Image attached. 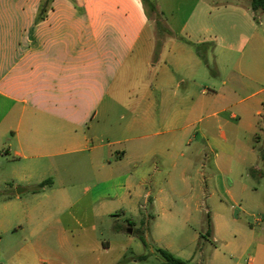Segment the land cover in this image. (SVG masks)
<instances>
[{
	"label": "crops",
	"instance_id": "crops-1",
	"mask_svg": "<svg viewBox=\"0 0 264 264\" xmlns=\"http://www.w3.org/2000/svg\"><path fill=\"white\" fill-rule=\"evenodd\" d=\"M165 1L156 5L172 34L154 28L144 0H49L45 9L46 0H0L1 176L53 173L73 160L113 183L126 205L144 194L142 207L155 208L175 204V178L189 193L202 188L190 168L209 151L219 156L207 138L210 117L262 142L264 8L251 0ZM198 45L217 64L212 83ZM189 216L187 207L182 221ZM31 249L47 250L33 242Z\"/></svg>",
	"mask_w": 264,
	"mask_h": 264
},
{
	"label": "rangeland",
	"instance_id": "rangeland-1",
	"mask_svg": "<svg viewBox=\"0 0 264 264\" xmlns=\"http://www.w3.org/2000/svg\"><path fill=\"white\" fill-rule=\"evenodd\" d=\"M148 1L158 4V0ZM165 4L177 7L180 3L166 0ZM147 8L155 28L156 15L148 4ZM209 63L205 69L212 83L217 78H211V70L216 71L217 64ZM209 120L214 126L207 138L217 141L219 156L209 151L206 158L195 159L191 182L198 181L200 190L189 193L188 186L174 179L172 205L142 207L144 194H133L132 205H126L113 183L99 181L89 166L73 160L53 173L37 169L29 178L13 180L0 175V264H160V248L184 264H264V157H259L264 150V130L258 131L259 143L244 130L237 136L236 128L217 116ZM231 145L233 154L227 150ZM196 150L194 143L189 154L196 156ZM46 179L51 182L39 186ZM229 184L231 194L226 192ZM19 187L23 190L18 198L9 199ZM187 197H191L190 205L184 203ZM73 201L75 205H68ZM187 207L190 216L183 222ZM111 210L118 214H109ZM208 214L215 227L210 236L206 235ZM103 241L110 242L108 250ZM31 242L42 243L47 250L33 251Z\"/></svg>",
	"mask_w": 264,
	"mask_h": 264
},
{
	"label": "trees",
	"instance_id": "trees-1",
	"mask_svg": "<svg viewBox=\"0 0 264 264\" xmlns=\"http://www.w3.org/2000/svg\"><path fill=\"white\" fill-rule=\"evenodd\" d=\"M146 5H149V8L151 9V11L156 15L155 17V24H156V28L158 29V32H160L161 34H163L164 32H166L167 34H172V32L169 29H165V27L162 25L161 20H160V13L158 11V7L155 3H150L148 0H144ZM49 2V0H46V2L44 3V8L46 7L47 3ZM252 3V7L254 9H257L259 7L264 8V0H251ZM197 50L198 53L200 54V56H202V59L205 61V63L208 64V60L207 58L202 54L201 52V47L200 45L197 46ZM212 74H215V71L211 70ZM50 179H46L42 182L39 183V186H43L46 183H50ZM206 225H207V231H206V235L210 236L212 234V230H213V225H212V221L211 218L209 216V214L206 217ZM201 236H204V234H202ZM140 238L145 242V237L143 235H140ZM159 252L161 254V256L163 257V261L160 264H184L183 259H181L180 257L175 256L172 252H170L167 249L164 248H160ZM146 255H141L139 256V258H144Z\"/></svg>",
	"mask_w": 264,
	"mask_h": 264
},
{
	"label": "water",
	"instance_id": "water-1",
	"mask_svg": "<svg viewBox=\"0 0 264 264\" xmlns=\"http://www.w3.org/2000/svg\"><path fill=\"white\" fill-rule=\"evenodd\" d=\"M22 190H23V189L19 187V188L17 189V192H18V193H21Z\"/></svg>",
	"mask_w": 264,
	"mask_h": 264
}]
</instances>
